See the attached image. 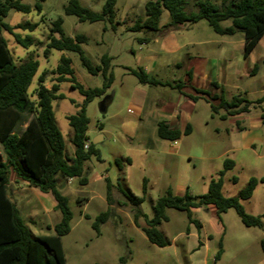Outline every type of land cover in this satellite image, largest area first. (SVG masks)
<instances>
[{"label":"rangeland","instance_id":"374dc122","mask_svg":"<svg viewBox=\"0 0 264 264\" xmlns=\"http://www.w3.org/2000/svg\"><path fill=\"white\" fill-rule=\"evenodd\" d=\"M69 1L22 0L23 4L32 7V11L25 14L11 10L4 21L13 27V33L3 31V37L18 65L30 58L39 62V69L29 87L30 98L34 102H37L34 90L40 76L46 73L45 85L51 89L56 83L58 76L55 71L62 57L71 59L74 77L86 89L102 88L104 84L101 74H89L78 53L50 50L46 54L50 30L58 18H63L62 27L67 36L87 37L88 42L82 45V49L94 66L101 65L104 55L112 58L114 82L111 88L86 106L90 120L88 143L93 144L96 151L85 163L89 183L81 186L78 179L69 180L62 189L73 215L71 231L62 237L67 264H204L205 257L209 259V264H264L261 247L264 219L263 228H248L234 209L219 215L216 207L210 205L193 210V219L203 226L199 228L190 222L187 213L169 209V221L160 226L169 244L161 248L149 242L142 230L146 225L145 220L140 219L139 225L135 222V211L128 201L131 194L145 197L141 209L152 218L154 203L169 189L175 195H184L187 190L195 197L206 194L210 181L220 177L227 159L233 160L235 167L223 177L226 197H237L251 178H264V124L249 127L248 135L256 139L254 145H248L237 130V121L227 115L225 107H219L221 99L231 103L235 98H240L245 101L240 102V107L246 101L253 103L251 117L263 114L264 102L259 105L257 101L264 97V38L246 60L242 32L234 36H220L207 21L202 20L187 25L188 30L158 34L150 44L141 45L139 38L147 37L149 33L132 28L139 19L146 18V3L156 0H117L113 22L96 23L80 22L78 18L66 15L65 7ZM78 1L93 12L101 13L103 10L104 0ZM221 1L213 0L218 5ZM37 3L41 5V12L36 9ZM194 4L195 0H188L187 13L197 10ZM169 21V13L165 10L161 27ZM26 24L37 26L32 31L20 27ZM222 25L231 26V21ZM170 33L175 43L185 45L182 51L172 54L165 49L169 37H172ZM15 35L23 39L30 36L33 44L23 46L17 42ZM190 40H206L210 45L187 47ZM219 41L233 42L225 48L239 73L230 78L218 99L213 94L198 99L193 114L192 134L183 135L177 142L160 139L156 127L159 119L152 115V111L166 98L178 104L181 93L168 86L141 84L129 70H148L150 76L161 82L178 83L183 79L184 72L176 64L187 54L214 58V54L219 53L215 45ZM255 66H258V70L253 73ZM59 88L58 95L63 98L53 101V109L57 126L65 140L66 153L72 156L73 129L67 118L82 111L85 97L72 88L69 81L60 83ZM102 105L106 107L105 112L101 111ZM31 118L32 115H25L18 132L25 129ZM259 134L263 139H259ZM98 136L101 137L94 143ZM4 158L0 145V160ZM10 197L34 237L55 234L54 227L62 219L61 212L57 209L46 211L44 205L49 206L38 189L31 188L21 179L16 182L13 174ZM242 205L246 213L261 216L264 213V183L259 184L253 197L242 202ZM102 213L109 215L107 222L100 224L98 234L93 225ZM209 236L213 238L208 239ZM200 242L206 247L199 249ZM220 245L226 254L215 262L213 256L220 250Z\"/></svg>","mask_w":264,"mask_h":264},{"label":"trees","instance_id":"16d2710c","mask_svg":"<svg viewBox=\"0 0 264 264\" xmlns=\"http://www.w3.org/2000/svg\"><path fill=\"white\" fill-rule=\"evenodd\" d=\"M44 1V0H41ZM117 0H104L101 13L93 12L83 7L78 0H70L65 7V14L78 18L80 22H113ZM188 0H156L149 1L145 5L144 20L139 19L132 30H146L149 36L139 38L141 45L150 44L158 34L175 32L187 25L196 24L202 20L207 21L213 31L220 36H234L237 32L244 35V56L248 58L264 37V0H222L220 5L213 0H195L196 11L187 13ZM36 9L41 12V5L36 4ZM11 10L28 14L32 7L23 4L22 0H0V145L5 154L4 160H0V264H67L62 243V237L71 231L73 218L69 207L68 198L63 195L62 189L70 179H78L81 186H86L89 181L85 172V163L96 153L93 144L85 146L89 142L87 136L90 120L86 114V106L96 97L103 96L111 88L114 75L111 70L112 58L104 55L101 65L94 66L85 55L82 45L88 42L84 35L74 38L67 36L63 30V18L53 22L49 35L46 54L50 50L78 53L82 65L91 75L101 74L104 77L102 88L86 89L79 84L71 67V59L62 57L55 74L58 76L51 89L46 87V73L38 80V86L34 90L37 102L30 98L29 87L39 69V62L30 58L26 62L17 64L8 48L7 41L3 37V31L13 33V27L5 23ZM170 16V21L160 25L164 11ZM231 21V26L223 27V23ZM37 25L26 24L20 27L34 30ZM16 40L23 46L33 44L32 38L23 39L15 35ZM255 70L258 66H255ZM141 84L171 86L179 90L182 84L175 86L169 82H161L148 76L143 69L129 70ZM71 76L72 78H68ZM65 81L72 83V88L78 90L84 97L83 109L77 115L69 116L70 127L73 129L72 144L74 151L72 156L66 153L64 137L57 126L53 101L63 98L59 93V84ZM203 93V91H198ZM243 99L235 98L231 103L221 101L219 107L227 109V115H236L246 112L252 106V102L246 101L240 107ZM264 97L257 101L262 104ZM214 110L217 108L213 107ZM32 115L25 129L18 132L23 124L25 115ZM264 120V111L262 114ZM191 126L184 132L161 122L157 128V135L162 140L176 142L184 135H189ZM235 167L233 160L227 159L224 170L218 179H212L208 192L195 197L189 190L183 196L175 195L170 189L166 195L160 197L153 206V217L149 218L141 209L145 197L128 196V201L133 207L135 222L144 219L146 225L142 228L149 242L158 247H166L169 242L165 238L160 226L169 221L167 211L174 209L187 213L190 222L201 228L199 221L193 219V210L214 205L221 215L230 209H234L242 223L248 227L263 228L264 213L261 216H253L246 213L242 202L248 201L259 184L264 183V178H251L247 186L237 197H226L223 193V177L226 172ZM15 174L16 182L21 179L31 188L38 189L41 193L51 194L56 201V209L61 212L62 219L55 225L54 235L34 237L31 229L22 218L16 203L10 197L11 177ZM237 182V179H234ZM108 201L110 202L111 185L108 186ZM147 190L145 180L144 194ZM109 213H102L93 227L98 234L100 224L108 220ZM264 255V239L261 241ZM223 254L222 245L216 254L215 260L219 261Z\"/></svg>","mask_w":264,"mask_h":264},{"label":"crops","instance_id":"0c3cea01","mask_svg":"<svg viewBox=\"0 0 264 264\" xmlns=\"http://www.w3.org/2000/svg\"><path fill=\"white\" fill-rule=\"evenodd\" d=\"M183 29L188 30V27L185 26L181 28L180 30L175 31L174 33L175 34L179 33ZM172 33H170L171 34L170 36L172 37H169L168 39L169 42H167L169 44L170 43L172 44L171 45L166 44L165 49H167L168 52L173 54V53H178L182 51L185 45H180L178 42L175 43L174 42L175 38ZM232 44H233L232 41L216 42L215 45H217L219 53L218 54L215 53L214 58L209 57V56L193 57L192 54H189V55L187 54L183 58V60H181L179 63L176 64V67H178L182 72H184L183 79L180 82H178V83H181L183 86L181 90L178 89L181 93V98L178 104H174L166 98V100L161 101V105L154 107L152 111V115L155 118L159 119L156 122L157 128H158L159 123L161 122H165L166 124H168L169 126L173 128H178L182 132H184L188 126H191L190 134H192V132L194 131L193 114H194V109L196 108L198 104L197 102L198 99L201 96L207 97V95H212V94L214 95L215 98L218 99L220 97L219 96L220 91L223 90L229 84L230 78L234 76L235 73L237 74L239 73V70L235 69L233 58L229 56V52L225 48L226 46L228 47ZM259 44L257 45V47L259 46ZM208 45H210V43L209 41H206V40L205 41L201 40L199 42H194L190 40L188 41L187 47H190V46L192 47L200 46L201 47V46H208ZM244 52H245V48H244ZM253 52L250 54L248 58H246L245 56L244 58L246 60L249 59L252 56ZM257 70L254 69L253 73H256ZM145 72L148 74V76H150V74L148 73V70H145ZM150 77H153V76H150ZM171 84L175 86L177 82L175 81L174 83H171ZM168 87L172 89H177L171 86H168ZM198 91H203V93H200ZM221 101L222 99L220 100V103ZM251 107H249V109L246 112H242L236 115H228V116L230 118H234L237 121V130L240 131V133L242 134V140L246 143L248 142L249 143L248 145L252 146L254 145V142H255L254 139L256 138L255 137L250 138V136L248 135L249 127L250 126L260 127L261 125L264 124V120H263L262 115L251 117L250 116ZM223 118H226V116H224ZM258 137L259 139H263V136H261L260 134L258 135ZM41 194L43 196L42 198L44 199L46 204L49 206L48 208L47 206L44 205V209L48 212L51 211V209H56L57 203L52 197V195L44 194V193H41ZM178 196H183V195H178ZM202 227L203 226L201 224V228ZM211 238H213V236L208 237V239H211ZM202 246L206 247V244H203L200 242L199 249ZM225 254L226 252L225 250H223L221 259L223 258ZM215 257L216 255L213 256V260L215 262H218L215 260ZM204 264H209V259L207 257H205Z\"/></svg>","mask_w":264,"mask_h":264},{"label":"water","instance_id":"95a60500","mask_svg":"<svg viewBox=\"0 0 264 264\" xmlns=\"http://www.w3.org/2000/svg\"><path fill=\"white\" fill-rule=\"evenodd\" d=\"M101 111H102V112H105V111H106V107H105L104 105H102ZM99 137H100V136H98V137L95 139L94 143H96V141H97V139H98Z\"/></svg>","mask_w":264,"mask_h":264},{"label":"built area","instance_id":"2783aa9c","mask_svg":"<svg viewBox=\"0 0 264 264\" xmlns=\"http://www.w3.org/2000/svg\"><path fill=\"white\" fill-rule=\"evenodd\" d=\"M88 147H89V143L87 142L85 148L87 149ZM71 180H72V179H70V181H71Z\"/></svg>","mask_w":264,"mask_h":264}]
</instances>
